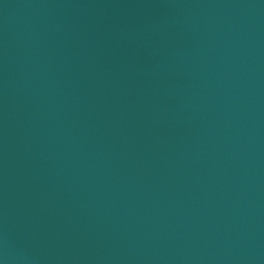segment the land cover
I'll list each match as a JSON object with an SVG mask.
<instances>
[{
	"label": "water",
	"instance_id": "water-1",
	"mask_svg": "<svg viewBox=\"0 0 264 264\" xmlns=\"http://www.w3.org/2000/svg\"><path fill=\"white\" fill-rule=\"evenodd\" d=\"M0 264H264V0H0Z\"/></svg>",
	"mask_w": 264,
	"mask_h": 264
}]
</instances>
